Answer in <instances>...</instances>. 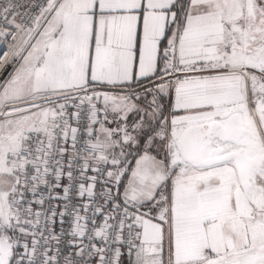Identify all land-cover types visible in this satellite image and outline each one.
I'll return each mask as SVG.
<instances>
[{
  "label": "snow or ice",
  "instance_id": "obj_1",
  "mask_svg": "<svg viewBox=\"0 0 264 264\" xmlns=\"http://www.w3.org/2000/svg\"><path fill=\"white\" fill-rule=\"evenodd\" d=\"M0 41V264H264V0H0Z\"/></svg>",
  "mask_w": 264,
  "mask_h": 264
},
{
  "label": "built area",
  "instance_id": "obj_2",
  "mask_svg": "<svg viewBox=\"0 0 264 264\" xmlns=\"http://www.w3.org/2000/svg\"><path fill=\"white\" fill-rule=\"evenodd\" d=\"M19 2H20V3H24L25 0H19ZM0 45H1V47H2L3 49H6V48H7L6 44H4L2 41H0ZM9 71H10V69H9ZM0 78H1V76H0ZM90 174H91V173H90Z\"/></svg>",
  "mask_w": 264,
  "mask_h": 264
},
{
  "label": "bare ground",
  "instance_id": "obj_3",
  "mask_svg": "<svg viewBox=\"0 0 264 264\" xmlns=\"http://www.w3.org/2000/svg\"><path fill=\"white\" fill-rule=\"evenodd\" d=\"M4 78H5L4 76H1L0 81H2Z\"/></svg>",
  "mask_w": 264,
  "mask_h": 264
},
{
  "label": "rangeland",
  "instance_id": "obj_4",
  "mask_svg": "<svg viewBox=\"0 0 264 264\" xmlns=\"http://www.w3.org/2000/svg\"><path fill=\"white\" fill-rule=\"evenodd\" d=\"M0 49H2V50H4V51H6V50H7V48H6V49H3V48L1 47V45H0Z\"/></svg>",
  "mask_w": 264,
  "mask_h": 264
}]
</instances>
